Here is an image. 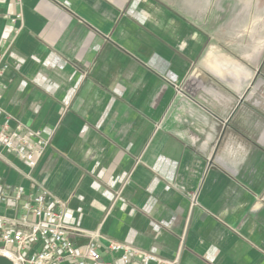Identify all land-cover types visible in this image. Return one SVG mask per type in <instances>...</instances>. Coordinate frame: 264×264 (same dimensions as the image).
I'll return each mask as SVG.
<instances>
[{"label": "crops", "instance_id": "1", "mask_svg": "<svg viewBox=\"0 0 264 264\" xmlns=\"http://www.w3.org/2000/svg\"><path fill=\"white\" fill-rule=\"evenodd\" d=\"M239 3L0 0L1 106L49 141L32 169L5 152L0 187L48 190L106 261L116 241L175 264H264V99L237 102L264 84V23L236 35Z\"/></svg>", "mask_w": 264, "mask_h": 264}, {"label": "built area", "instance_id": "2", "mask_svg": "<svg viewBox=\"0 0 264 264\" xmlns=\"http://www.w3.org/2000/svg\"><path fill=\"white\" fill-rule=\"evenodd\" d=\"M7 17V16H6ZM14 25L22 19L19 13L7 17ZM20 27L14 28V37ZM13 41V40H11ZM11 43V42H10ZM4 49H0V86L8 65L3 61ZM2 92L0 90V100ZM0 160H6L5 152L15 155L30 169L34 168L48 146V138L39 129L22 123L8 114L0 103ZM13 121V125L11 124ZM1 181V177H0ZM50 192L43 189L36 195L25 197L21 186L2 183L0 187V255L13 264H175L177 260H165L133 246L110 241L106 250L114 260L106 261L97 246L98 233H88L83 245H76L70 229L63 223V205L55 200L57 208L47 199ZM11 213H7V212Z\"/></svg>", "mask_w": 264, "mask_h": 264}, {"label": "rangeland", "instance_id": "3", "mask_svg": "<svg viewBox=\"0 0 264 264\" xmlns=\"http://www.w3.org/2000/svg\"><path fill=\"white\" fill-rule=\"evenodd\" d=\"M218 2H220V0H216ZM223 1V12L228 11V9L231 7V2L232 0H222ZM235 1V0H233ZM251 2L252 5L248 6L245 3H241L242 1L239 0V5L237 6L238 9L234 10L235 12H238L240 14L241 17L244 16L245 13H250L252 16H254L255 20H251L250 18L248 20H243L240 17V20H238L239 22V27L235 30V34L239 35L240 37L242 36V34H244L245 32H243V27H245L244 25H249V30H252V24L254 23V28L256 30V32H258V30H260V26H262V24L264 23V0H249ZM159 2H161V0H159ZM228 7V9H227ZM226 8V9H225ZM249 8H251L252 10L250 11ZM206 13H210V11H207ZM246 16V15H245ZM259 16V17H258ZM258 18H262L261 20H259ZM243 26V27H242ZM264 71V70H261ZM264 99V84L262 81L257 80L255 82H251L248 83L246 85V87L244 88V90H242L241 92L238 93L237 95V102L241 103V102H251V104L258 106V104H261L260 102H262V100Z\"/></svg>", "mask_w": 264, "mask_h": 264}, {"label": "water", "instance_id": "4", "mask_svg": "<svg viewBox=\"0 0 264 264\" xmlns=\"http://www.w3.org/2000/svg\"><path fill=\"white\" fill-rule=\"evenodd\" d=\"M0 264H13V262L7 257L0 255Z\"/></svg>", "mask_w": 264, "mask_h": 264}]
</instances>
